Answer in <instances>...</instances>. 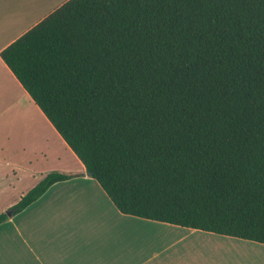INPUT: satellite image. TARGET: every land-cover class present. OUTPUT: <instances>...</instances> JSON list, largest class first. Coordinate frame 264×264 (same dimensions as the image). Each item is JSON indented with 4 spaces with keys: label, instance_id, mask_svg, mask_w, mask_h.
<instances>
[{
    "label": "trees",
    "instance_id": "16d2710c",
    "mask_svg": "<svg viewBox=\"0 0 264 264\" xmlns=\"http://www.w3.org/2000/svg\"><path fill=\"white\" fill-rule=\"evenodd\" d=\"M1 58L120 213L264 244V0H68Z\"/></svg>",
    "mask_w": 264,
    "mask_h": 264
},
{
    "label": "crops",
    "instance_id": "0c3cea01",
    "mask_svg": "<svg viewBox=\"0 0 264 264\" xmlns=\"http://www.w3.org/2000/svg\"><path fill=\"white\" fill-rule=\"evenodd\" d=\"M67 1L0 0V129L10 127L8 116L16 113L20 101L22 108L29 105L46 119L3 62L1 52ZM46 123L79 171H56L71 178L55 183L21 213L0 224V264H148L152 259H147L146 229L155 239L167 240L172 236L161 231L170 224L120 213L47 119ZM26 151L22 147L14 153L0 144V213L13 207L49 173L32 176V159ZM27 174L33 180L26 184ZM192 231L193 240L203 239L195 238L198 230ZM220 239L215 241L236 249L235 264H264V244Z\"/></svg>",
    "mask_w": 264,
    "mask_h": 264
},
{
    "label": "rangeland",
    "instance_id": "374dc122",
    "mask_svg": "<svg viewBox=\"0 0 264 264\" xmlns=\"http://www.w3.org/2000/svg\"><path fill=\"white\" fill-rule=\"evenodd\" d=\"M18 104L20 106L16 113L8 116L10 127L3 126L0 129V144H5L14 153H18L22 147L26 148L32 159L34 171L32 176L37 177L41 173L59 170L70 174L77 173L79 167L75 159L52 133L46 119L41 117L35 111L36 109L32 111L29 105H26L27 109L22 108V101ZM25 177L24 183L32 182L31 176L27 174ZM7 211L9 209L4 210L5 213ZM166 226L168 227H165L161 232L164 235L172 236L167 240L155 239L151 230L146 229L145 231L147 259H152L148 264H235L236 249L229 245L219 244L218 240L215 241V238L229 240L230 237L194 231L197 235L196 239H203L193 240L192 234L189 233L193 232L192 229ZM169 228H173V230ZM183 235L187 236L183 237ZM235 240L245 242L241 239ZM153 253H157L155 258L152 256Z\"/></svg>",
    "mask_w": 264,
    "mask_h": 264
},
{
    "label": "water",
    "instance_id": "95a60500",
    "mask_svg": "<svg viewBox=\"0 0 264 264\" xmlns=\"http://www.w3.org/2000/svg\"><path fill=\"white\" fill-rule=\"evenodd\" d=\"M6 214H7V216H11L12 213H11V211H7Z\"/></svg>",
    "mask_w": 264,
    "mask_h": 264
}]
</instances>
